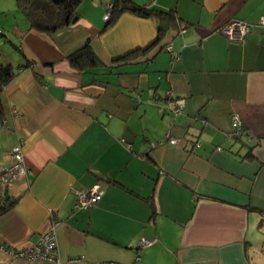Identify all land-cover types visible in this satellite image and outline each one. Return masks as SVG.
Instances as JSON below:
<instances>
[{
    "label": "crops",
    "instance_id": "0c3cea01",
    "mask_svg": "<svg viewBox=\"0 0 264 264\" xmlns=\"http://www.w3.org/2000/svg\"><path fill=\"white\" fill-rule=\"evenodd\" d=\"M109 1L81 0L46 33L0 0V62L13 70L0 169L19 141L29 168L7 198L0 187V243L28 247L55 222L58 251L0 249V264H264V0H133L175 20L122 11L108 24ZM231 19L250 24L244 39L221 32ZM86 42L97 62L75 68L68 55ZM169 97L180 113L160 110ZM98 183L101 198L75 210Z\"/></svg>",
    "mask_w": 264,
    "mask_h": 264
},
{
    "label": "built area",
    "instance_id": "2783aa9c",
    "mask_svg": "<svg viewBox=\"0 0 264 264\" xmlns=\"http://www.w3.org/2000/svg\"><path fill=\"white\" fill-rule=\"evenodd\" d=\"M112 6L111 2H108L106 5V11L103 15L105 20H108L110 16V8ZM259 23L264 24V17L259 19ZM221 32L227 35L229 38L234 40H242L245 35L250 31V24L246 21L239 19H231L225 23L221 28ZM183 31V29H182ZM164 48L168 50L173 59L178 58V54L171 50L170 43H167ZM166 107L160 108L161 111H168L173 114L181 112L183 106L182 98H172L169 97L167 100ZM232 124L236 130H240V120L237 113L232 114ZM167 141L169 143H176L177 138L171 135L167 136ZM159 144V142H158ZM198 145V142H195ZM10 162L8 165L0 169V187L2 190H7L9 187L14 185L19 177H25L29 168L24 161V153L21 141L17 142L9 151ZM103 193V188L101 184H95L87 189H80L77 191L76 201L74 203V209H85L93 204H95ZM55 224V222H53ZM54 224L50 228L38 235L36 240L28 247L19 248L15 250H10L0 243V249L10 252L16 257L20 258H33V259H49L53 261L58 260V251L56 236L54 231ZM154 238L142 237L140 239L141 245H147L154 241ZM111 261H100L95 264H112ZM134 264V263H130Z\"/></svg>",
    "mask_w": 264,
    "mask_h": 264
},
{
    "label": "trees",
    "instance_id": "16d2710c",
    "mask_svg": "<svg viewBox=\"0 0 264 264\" xmlns=\"http://www.w3.org/2000/svg\"><path fill=\"white\" fill-rule=\"evenodd\" d=\"M81 0H16L18 9L24 15L30 27L50 33L56 29L67 26L76 15V6ZM110 16L107 23L116 19L122 11H130L141 16H155L160 22L175 20L173 11H163L156 8L136 4L133 0H110ZM165 27L159 25L155 41L162 38ZM1 31V29H0ZM146 49H138L135 52L125 55L123 58H132ZM68 60L75 68H82L93 65L97 62V56L91 49L88 42L82 47L68 55ZM13 70L9 64L0 62V120L3 117V104L1 90L3 84L12 77ZM9 205L0 202V214L8 209Z\"/></svg>",
    "mask_w": 264,
    "mask_h": 264
},
{
    "label": "rangeland",
    "instance_id": "374dc122",
    "mask_svg": "<svg viewBox=\"0 0 264 264\" xmlns=\"http://www.w3.org/2000/svg\"><path fill=\"white\" fill-rule=\"evenodd\" d=\"M4 6H5V10L8 9V11H10V9L13 11H15V0H2ZM12 14H9L8 16H11ZM23 15V14H22ZM24 16V15H23ZM7 17V16H6ZM4 35H8L7 33H4ZM11 38V37H10ZM13 39V38H11ZM5 40H7V38H5L4 36H0V41H2L3 43H0V47L4 46L3 44L6 43L7 47L9 46V43L6 42Z\"/></svg>",
    "mask_w": 264,
    "mask_h": 264
},
{
    "label": "water",
    "instance_id": "95a60500",
    "mask_svg": "<svg viewBox=\"0 0 264 264\" xmlns=\"http://www.w3.org/2000/svg\"><path fill=\"white\" fill-rule=\"evenodd\" d=\"M76 17L77 16H74L73 19H72V21H74L76 19ZM4 192H5V198H7L8 197L7 190H5Z\"/></svg>",
    "mask_w": 264,
    "mask_h": 264
}]
</instances>
